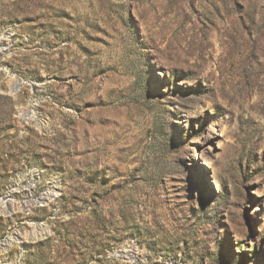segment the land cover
Wrapping results in <instances>:
<instances>
[{
    "label": "rangeland",
    "instance_id": "obj_1",
    "mask_svg": "<svg viewBox=\"0 0 264 264\" xmlns=\"http://www.w3.org/2000/svg\"><path fill=\"white\" fill-rule=\"evenodd\" d=\"M0 264H264V0H0Z\"/></svg>",
    "mask_w": 264,
    "mask_h": 264
}]
</instances>
